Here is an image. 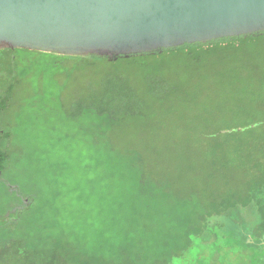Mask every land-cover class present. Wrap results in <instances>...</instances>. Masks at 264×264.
<instances>
[{
	"label": "trees",
	"instance_id": "trees-1",
	"mask_svg": "<svg viewBox=\"0 0 264 264\" xmlns=\"http://www.w3.org/2000/svg\"><path fill=\"white\" fill-rule=\"evenodd\" d=\"M263 41L261 31L120 56L117 60L140 68L144 88L121 75L107 76L103 90L92 91L90 103L80 102L74 115L87 107L121 122L149 119L157 103H194L211 75L223 80L216 99L234 100L237 107L229 114L222 112L224 107H212L197 118L172 113L183 123V133L200 135L182 143L166 137L170 153L156 149L158 166L139 163L118 198L81 203V214L72 210L67 219L58 205L59 218L51 222L48 240H25L22 258L12 246L4 247V264H264ZM18 50L81 57L88 66L98 59L114 61L96 54L0 49V113L15 90ZM244 71L249 74L241 75ZM248 93L254 108L245 105ZM10 137L9 130L0 128V172L11 157Z\"/></svg>",
	"mask_w": 264,
	"mask_h": 264
},
{
	"label": "rangeland",
	"instance_id": "rangeland-1",
	"mask_svg": "<svg viewBox=\"0 0 264 264\" xmlns=\"http://www.w3.org/2000/svg\"><path fill=\"white\" fill-rule=\"evenodd\" d=\"M16 57L17 83L10 105L0 113L1 130L11 132V157L8 167L0 172V264H4V247L12 246L22 258L25 240L30 244L48 240L51 222L59 218L58 205L67 219L72 210L81 214V203L118 198L134 180L139 163H146L145 168L158 166L156 149L170 153L166 137H176L182 143L186 137L200 135L183 133V123L176 122L172 113H190L197 118L212 107H224L222 112L227 114L237 107L234 100L220 103L216 99L220 95L215 89L219 90L223 80L211 75L194 103H157L149 119L121 122L99 117L87 107L74 115L81 109L80 102L90 103L92 91L103 90L107 76L121 75L144 88L140 68L122 59H98L88 66L81 57L26 50H18ZM259 64L264 65L263 59ZM248 74L244 71L241 75ZM206 98L214 102L210 104ZM245 105L254 108L250 93Z\"/></svg>",
	"mask_w": 264,
	"mask_h": 264
},
{
	"label": "water",
	"instance_id": "water-1",
	"mask_svg": "<svg viewBox=\"0 0 264 264\" xmlns=\"http://www.w3.org/2000/svg\"><path fill=\"white\" fill-rule=\"evenodd\" d=\"M261 31L264 0H0V49L115 60Z\"/></svg>",
	"mask_w": 264,
	"mask_h": 264
}]
</instances>
